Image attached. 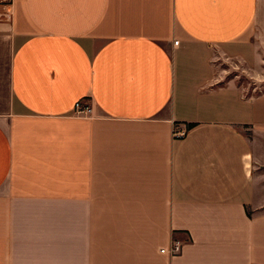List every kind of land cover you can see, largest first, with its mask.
<instances>
[{
	"label": "crops",
	"instance_id": "obj_1",
	"mask_svg": "<svg viewBox=\"0 0 264 264\" xmlns=\"http://www.w3.org/2000/svg\"><path fill=\"white\" fill-rule=\"evenodd\" d=\"M221 59L264 69V0H11L0 264H264V91Z\"/></svg>",
	"mask_w": 264,
	"mask_h": 264
},
{
	"label": "rangeland",
	"instance_id": "obj_2",
	"mask_svg": "<svg viewBox=\"0 0 264 264\" xmlns=\"http://www.w3.org/2000/svg\"><path fill=\"white\" fill-rule=\"evenodd\" d=\"M10 1L11 0H0V13L1 10L5 9V7L10 4ZM242 63L243 62H240L239 60L234 62L227 59H221V68L227 71V73H225L226 77H230L234 74L238 75L237 80L240 83L245 84L246 94L264 91V69H255L253 66L249 67L248 65ZM258 72L263 73L262 80L259 79V75H257ZM250 73L257 76L259 80L254 78V76H250ZM89 102L92 104L91 100ZM244 131L250 137L253 134L251 129H244Z\"/></svg>",
	"mask_w": 264,
	"mask_h": 264
},
{
	"label": "built area",
	"instance_id": "obj_3",
	"mask_svg": "<svg viewBox=\"0 0 264 264\" xmlns=\"http://www.w3.org/2000/svg\"><path fill=\"white\" fill-rule=\"evenodd\" d=\"M176 43H178V41H176ZM89 101L90 100L88 99H83V100L78 101L75 104L74 112L77 115H88L89 113H91L92 104ZM184 133L185 131H178L176 134L178 136H183ZM183 245H184V242L182 240L175 238L172 240V244H171V248L169 252L171 253V255H178L179 253L182 252ZM162 251H165V249H162Z\"/></svg>",
	"mask_w": 264,
	"mask_h": 264
},
{
	"label": "trees",
	"instance_id": "obj_4",
	"mask_svg": "<svg viewBox=\"0 0 264 264\" xmlns=\"http://www.w3.org/2000/svg\"><path fill=\"white\" fill-rule=\"evenodd\" d=\"M194 126H195L194 123H189V124H188V128H192V127H194Z\"/></svg>",
	"mask_w": 264,
	"mask_h": 264
}]
</instances>
